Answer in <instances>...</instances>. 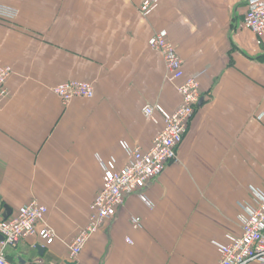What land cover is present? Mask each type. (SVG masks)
<instances>
[{"label": "crops", "instance_id": "1", "mask_svg": "<svg viewBox=\"0 0 264 264\" xmlns=\"http://www.w3.org/2000/svg\"><path fill=\"white\" fill-rule=\"evenodd\" d=\"M142 2L0 0L18 10L0 18V66L13 70L0 105V209L16 214L36 200L54 234L50 244L29 237L9 247L14 264L68 263L103 165L125 166L126 145L149 150L161 110L181 103L149 45L156 31H167L187 76L202 72L198 110L147 201L128 196L69 263L217 264L218 244L242 232L240 204L264 190V38L244 28L247 0H162L149 16ZM70 80L91 82L94 96L64 105L53 88ZM148 104L158 106L153 118Z\"/></svg>", "mask_w": 264, "mask_h": 264}, {"label": "built area", "instance_id": "2", "mask_svg": "<svg viewBox=\"0 0 264 264\" xmlns=\"http://www.w3.org/2000/svg\"><path fill=\"white\" fill-rule=\"evenodd\" d=\"M162 0H143L140 13L149 16ZM18 10L0 3V18L14 20ZM244 28L253 32L258 41L264 38V0H247ZM150 47L159 52L164 60L167 78L176 85L181 95V103L173 112L162 111L164 126L155 136L152 146L144 151L139 146H128V162L117 169L103 165L104 178L101 189L90 206L89 224L80 229L74 236L69 248V262L76 260L82 252L89 237L114 219L117 213L126 206L127 198L138 193L147 201L144 190L151 181L162 174L169 163L177 160V151L188 130L189 123L198 110L203 92L200 75L202 72L186 75L184 61L176 45L170 40L166 30L156 31L149 40ZM13 70L9 66H0V105L10 96L7 80ZM53 91L64 105L75 98H92L94 85L88 81L70 80L58 84ZM156 105L143 108L148 118H153ZM242 232L232 235L226 244H218L220 260L217 264H264V190L255 188L252 191V203H241ZM48 208L36 200L24 205L16 214L4 217L0 209V264H14L7 257L9 247H17L22 240L34 237L44 238L47 244L54 240L53 230L46 225ZM134 226L142 225V218L134 216ZM43 224L42 228L39 225ZM128 243H132L127 238Z\"/></svg>", "mask_w": 264, "mask_h": 264}, {"label": "water", "instance_id": "3", "mask_svg": "<svg viewBox=\"0 0 264 264\" xmlns=\"http://www.w3.org/2000/svg\"><path fill=\"white\" fill-rule=\"evenodd\" d=\"M5 208V212H4V217L5 218H8L10 215H11V212L12 210L7 206L5 205L4 206ZM4 239V237L0 234V241H2ZM37 249L40 250L41 254L43 253V251L45 250L41 245H36Z\"/></svg>", "mask_w": 264, "mask_h": 264}]
</instances>
